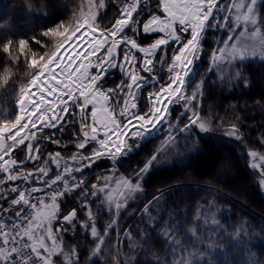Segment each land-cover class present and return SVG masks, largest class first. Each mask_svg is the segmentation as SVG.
I'll return each mask as SVG.
<instances>
[{
	"label": "snow or ice",
	"instance_id": "6c2138e0",
	"mask_svg": "<svg viewBox=\"0 0 264 264\" xmlns=\"http://www.w3.org/2000/svg\"><path fill=\"white\" fill-rule=\"evenodd\" d=\"M0 7V52L10 61L24 54L30 70L26 82L19 85L14 117L0 121V264H81L75 248L65 252L63 247V238L69 233L74 238L79 231L77 225L90 229L94 259L89 264H110L108 229L116 220L98 230L92 203L98 210L106 205L109 215L118 218L128 201L145 191L157 170L172 166L168 153L181 155L178 137L186 151L191 142L197 154L203 151L201 141L207 145L224 138L246 151L240 119L217 118L214 123L201 116V103L209 74L216 77L211 84L227 81L241 89L255 83L256 68L264 77V59L256 63L264 57V0H156V11L149 9L143 20L147 5L142 0H127L112 20L98 17L106 8L105 0L98 4L88 0L73 13L72 23L59 21L29 38L16 35L7 0ZM56 8V0H46L41 15H49L44 9ZM25 11L31 16L35 10L25 5ZM219 30L228 34L227 39L217 40L223 47L206 54L207 34ZM46 37L58 38L55 49L43 55L32 51V43L39 46ZM198 61L205 70L192 86ZM162 70L166 79L159 75ZM117 74L119 83L105 88ZM10 75L6 71L0 84L8 83ZM262 103L264 88L256 101ZM176 104H182L183 111L173 122L175 108L169 106ZM46 129L54 131L45 135ZM66 129L71 135L61 145L56 133ZM217 132L223 136L214 137ZM45 140L69 153V159L61 164V151H56L43 166L27 171L29 162L39 164L38 145ZM150 144L153 147L130 166L129 154ZM249 157L259 161L249 166L258 170L257 181L264 186V155L248 151L245 160ZM93 166L103 167L108 175L89 183L85 170ZM166 195L171 196L169 189L157 188L142 212L148 213L149 206ZM172 203L179 208L183 201L173 198ZM219 212L211 200L197 202L187 213L169 212L159 234L151 238L167 242L171 259L156 257L154 264H220L218 241L227 237L226 243L243 242L237 238L244 230L235 224L225 227L216 219ZM154 221L150 217L149 225L155 229ZM210 225L217 231H210ZM228 227L236 230L230 233ZM140 231L148 236L147 229Z\"/></svg>",
	"mask_w": 264,
	"mask_h": 264
},
{
	"label": "trees",
	"instance_id": "16d2710c",
	"mask_svg": "<svg viewBox=\"0 0 264 264\" xmlns=\"http://www.w3.org/2000/svg\"><path fill=\"white\" fill-rule=\"evenodd\" d=\"M3 2L4 0H0V4ZM7 2L11 6L10 11L16 25L14 29L16 35L29 38L33 35H39L43 28L52 26L59 21L72 23L73 13H78L81 5H86L88 0H56V9H44L49 13L48 16L41 15L40 11L46 0H7ZM95 2L98 4L99 0H95ZM126 2L127 0H105L106 8L100 10L98 17L99 15H105L107 20H112L113 17L119 15L118 7H123ZM142 4L147 5L141 17L143 20L148 17L149 9L156 11V0H144ZM25 5H29L31 9L35 10L31 16L25 11ZM0 11H3L2 7H0ZM85 11H87L86 8ZM219 33L220 30L207 34L204 42L206 54L215 48L216 37L220 35ZM128 34H131V32ZM227 35V32L222 30L219 40L227 39ZM155 38L157 37L153 36V39ZM57 42L58 38L46 37L39 46H36L33 42L32 51L43 55L45 52L54 50ZM217 47H223V43L217 44ZM30 58L29 54L28 59ZM261 59H264V57L257 58V65ZM202 60L206 62V55H202ZM197 65V76L192 82V86L199 83L200 76L205 70L203 66H199V61ZM247 66L245 65V67ZM7 69H10L11 73L8 83L0 84V121L14 117L17 111L16 98L19 85L26 82L27 73L30 71L24 54H21L18 60L10 61L4 53L0 52V78L4 76ZM160 76L164 79L167 78V75L162 76L161 74ZM120 79V75L117 74L109 78L107 83L116 86ZM215 79V76L209 74V86L206 88L201 103V116L211 119L214 123L218 122L217 118L234 121L238 117L242 122L240 130L245 135L246 148L264 154V103L256 104V101L260 99V92L264 88V77H262L259 68H256L255 71V83H250L247 88L241 89L227 81L211 84V81ZM231 106H234V108ZM173 108H175V111L172 112V117L175 120L180 114V107L176 105ZM52 131L54 130H48L47 132L51 133ZM70 135L71 133L66 129L65 133L57 132L56 138L66 143ZM213 136L223 135L222 132H217ZM178 140L181 141L180 148L184 156L172 163V166L161 171L157 170L152 175L149 183L144 186L145 191L141 194L142 197L137 200L138 204L129 205L123 213H120L121 231L127 227L129 233V237L123 240L122 258L125 264H154L156 257L171 259L167 242L162 237L159 240L151 237L154 234H159V225L167 219L169 212L182 211L187 213L197 202L203 203L205 200L213 201L220 208V212L216 214V219L221 224L225 227L229 224H235L237 228H243L244 230L242 237L237 238L238 240L242 239L243 242L226 243L227 237L218 241L222 246V250L218 252L217 256L220 264H264V232L261 231L264 228V194L261 192L254 173L247 164L248 159L245 160L246 153L227 138L213 139L207 145L201 141L200 146L203 147V151L199 154L196 153L195 149L186 151L182 138L178 137ZM47 146L45 145V152L48 151ZM189 146H192L191 142L187 143L188 149H190ZM151 147L153 145L150 144L141 151L129 154L128 164L134 167L136 161L143 158L145 152ZM217 162H220L223 167L226 163L231 171L235 172V176L232 177L228 174L214 176V174V177L210 176L206 179L204 176L217 167L215 166ZM34 165L37 166L38 164L29 163L26 169L30 170ZM96 170L100 172L90 178L92 183L99 173L106 172L103 167L96 168ZM188 180L196 183H207L215 188L183 185L184 181ZM157 188L169 189L171 196L166 195L165 199L161 200L159 204L149 206L148 213L139 210L144 201L151 198ZM229 194L234 197L232 198ZM173 198L183 201L179 208L172 203ZM99 212V215H95L98 221V230L104 231L106 226L113 220V216H110L105 208L99 209L97 213ZM150 217H155L153 222L156 225L155 229L149 225ZM209 227L210 231H217L215 226L210 225ZM141 229H147V237L140 231ZM227 230L231 233L236 229L228 227ZM114 232L115 230L112 228L109 234L112 242L109 248L111 261L114 259ZM220 235L224 236L223 231L220 232ZM82 236L83 240L76 244V251L80 254L81 264H89L90 259H94L91 258V249L94 246L91 243L92 237L88 233ZM146 239L147 243H145ZM185 240H187V237H185ZM83 241H85V244L82 246Z\"/></svg>",
	"mask_w": 264,
	"mask_h": 264
},
{
	"label": "rangeland",
	"instance_id": "374dc122",
	"mask_svg": "<svg viewBox=\"0 0 264 264\" xmlns=\"http://www.w3.org/2000/svg\"><path fill=\"white\" fill-rule=\"evenodd\" d=\"M221 32H222V30H220V35H221ZM129 35H131V34H129ZM220 35H218L217 37H216V43H215V48L217 47V40H219V38H220ZM158 38V37H157ZM74 44H72L73 46H76L77 44H78V41H74L73 42ZM68 45H65V47H67ZM62 50V49H61ZM140 55V54H139ZM159 55V54H158ZM93 62H95V61H93ZM139 65V64H138ZM138 68V67H137ZM6 71H9L10 72V69H7ZM151 90V89H150ZM176 105H178L179 107H180V112H182L183 111V107H182V104H176ZM176 105H170V108H173V107H175ZM89 108H90V106H89ZM182 110V111H181ZM173 122H176V120H173ZM167 126L165 125V128H166ZM181 127H182V125H181ZM222 135H223V133H222ZM40 136V135H39ZM160 139H163V135H161V136H159L158 138H157V140L159 141ZM228 140H229V138H227ZM189 151H191V150H193V148H192V146L190 147L189 146ZM248 151H256L258 154H260V155H264L262 152H259V151H257V150H254V149H249V148H246V151H244L245 153H246V155H247V152ZM135 152H137L136 150H134L133 151V153H135ZM179 152H180V156L178 157L177 155H176V153H175V151H173V152H170V153H168V159H169V162H170V165L172 164V163H174V162H176L177 160H179V159H181V157L182 156H184L183 155V153L181 152V148L179 147ZM133 153H130V154H133ZM219 161V160H218ZM253 162H256V163H259V161H253V159L252 158H248V162H247V164H248V166L251 164V163H253ZM43 164V162L39 165H37V167L38 166H41ZM215 166H217V167H215V168H213L212 169V171L210 172V173H208V175H206V176H204L206 179L207 178H209L210 176H213L214 174V176H219V175H222V174H228V175H230V176H232V177H234L235 176V172H233V171H231V169L229 168V166L227 165V167H223V166H221L220 165V162L218 163L217 162V164L215 165ZM51 167H52V165H51ZM53 168V171H55V168L54 167H52ZM249 168H250V170L254 173V175H255V179H256V181H257V177H258V175H259V172H258V170L257 169H254V168H251L250 166H249ZM89 170H85V175L88 177V174H89V172H88ZM121 171H123V169H121ZM218 171V172H217ZM104 175H108V173H107V171L106 172H101V173H99L95 178H94V182L93 183H97V178L98 177H100V176H104ZM213 176V177H214ZM91 178V177H90ZM88 182L89 183H92L91 182V180L89 179L88 180ZM257 183H258V181H257ZM182 184V183H181ZM180 184V185H181ZM184 184H187V185H193V186H195V185H200V186H205V187H211V185H209V184H207V183H203V182H198V183H196V182H194V181H184V183H183V185ZM258 185H259V187H260V189H261V192L264 194V186H261L259 183H258ZM113 186H114V182H113ZM213 186V185H212ZM211 188H215V187H211ZM141 194L142 193H138V194H136V196L133 198V199H130L129 201H128V203H127V206L124 208V209H122V211H121V213H123L124 211H125V209L130 205H132V204H134V203H137V200H139L142 196H141ZM230 195V194H229ZM232 198L234 197V196H232V195H230ZM152 199V197L151 198H149V199H147V200H145L144 201V203L141 205V207H140V209L139 210H142L143 208H144V206H145V204H147V202L149 201V200H151ZM138 204V203H137ZM62 208H63V206H61ZM103 208H105L106 210H107V207H106V205H105V207H103ZM99 210L97 209V207H96V203H92V212H93V215H94V217L96 218V216L95 215H99L100 214V212L99 213H97ZM84 212L86 213L87 212V209H85L84 210ZM81 216H82V218H85L84 217V215H83V213L81 214ZM119 217H120V215H119ZM119 217L118 218H116V217H114L113 216V219H115L116 220V223H115V225H113V229L115 230V232H114V237H115V244H114V259H113V261H115V264H125V262L123 261V258H122V253H123V240H125V238L127 237H129L128 235H129V233H128V231H127V227L123 230V231H121V228H120V224H119ZM112 222V221H111ZM110 222V223H111ZM97 223H98V221H97V219H96V226H97V228L99 227L98 225H97ZM109 223V224H110ZM57 227V225H53V228L55 229ZM77 228H78V232H77V234L75 235V237L74 238H72V234L71 233H69L68 235H66L64 238H63V247H64V250H65V252H69L70 251V249L71 248H75V249H77V246H76V244H78V243H80L79 241L80 240H83V234H89L90 235V229H89V231H85V230H83V229H80V227H79V225H77ZM112 228H110V229H108V232H109V234H110V231H111V229ZM80 232V233H79ZM125 233H127V235H125ZM80 234V235H79ZM118 234H119V243L117 244V238H118ZM69 240H70V242H69ZM58 243H60V241H58ZM85 244V241H83V243H82V246ZM121 262H123V263H121Z\"/></svg>",
	"mask_w": 264,
	"mask_h": 264
},
{
	"label": "crops",
	"instance_id": "0c3cea01",
	"mask_svg": "<svg viewBox=\"0 0 264 264\" xmlns=\"http://www.w3.org/2000/svg\"><path fill=\"white\" fill-rule=\"evenodd\" d=\"M119 51V50H118ZM139 55V54H138ZM140 55H142V54H140ZM137 67H139V65L137 64ZM39 135H40V133H38ZM45 135H51L52 134V132L51 133H48L47 131H45V133H44ZM59 139V138H58ZM60 143H61V145H63L64 143L60 140ZM45 145H48L47 147H48V151L47 152H45L44 150H45ZM39 149H40V153L38 154V155H40V157H41V159H40V161H39V163L40 162H44V160H46L47 158H48V156H49V154H54L56 151H61V156L63 157V159L61 160V164H63L64 163V161L65 160H68L69 159V153H65V152H63L62 150H61V148L60 147H58L57 145H54V144H52L50 141H48V140H45V141H43V142H41L39 145ZM74 151V150H73ZM33 162V161H32ZM52 165V167H54L55 168V165L54 164H52L50 161H49V166H51ZM41 166H43V164L41 165ZM53 169V168H52ZM33 170V168L32 169H30V171H32ZM87 170V169H86ZM89 172V174H88V180L90 179V177H92V176H94L95 174H97L98 172H100L99 170H96V168H93L91 171H88Z\"/></svg>",
	"mask_w": 264,
	"mask_h": 264
},
{
	"label": "flooded vegetation",
	"instance_id": "af4514ba",
	"mask_svg": "<svg viewBox=\"0 0 264 264\" xmlns=\"http://www.w3.org/2000/svg\"><path fill=\"white\" fill-rule=\"evenodd\" d=\"M161 74H162V76H166L167 75L166 71H163V70L159 72V75H161ZM142 75H143V73H142ZM114 87L115 86L111 85L110 83H106L105 84V88H114ZM142 95L146 97L147 93L146 94L142 93Z\"/></svg>",
	"mask_w": 264,
	"mask_h": 264
},
{
	"label": "water",
	"instance_id": "95a60500",
	"mask_svg": "<svg viewBox=\"0 0 264 264\" xmlns=\"http://www.w3.org/2000/svg\"><path fill=\"white\" fill-rule=\"evenodd\" d=\"M71 42H74V41H70L69 43H71ZM62 51V50H61ZM97 55H99V53L97 54ZM37 136H38V138H39V135H38V133H37ZM39 154V153H38ZM36 161H34L33 163H35Z\"/></svg>",
	"mask_w": 264,
	"mask_h": 264
},
{
	"label": "bare ground",
	"instance_id": "6f19581e",
	"mask_svg": "<svg viewBox=\"0 0 264 264\" xmlns=\"http://www.w3.org/2000/svg\"><path fill=\"white\" fill-rule=\"evenodd\" d=\"M70 44L72 45V44H74V43H73V42H71ZM65 48H68V46H67V47H65ZM63 51H64V49H62V51H61V52H63ZM169 107H170V106H169Z\"/></svg>",
	"mask_w": 264,
	"mask_h": 264
}]
</instances>
